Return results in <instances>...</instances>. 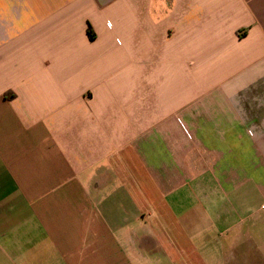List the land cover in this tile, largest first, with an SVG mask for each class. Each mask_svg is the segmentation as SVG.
<instances>
[{
    "label": "crops",
    "instance_id": "crops-1",
    "mask_svg": "<svg viewBox=\"0 0 264 264\" xmlns=\"http://www.w3.org/2000/svg\"><path fill=\"white\" fill-rule=\"evenodd\" d=\"M0 264H264V0H0Z\"/></svg>",
    "mask_w": 264,
    "mask_h": 264
},
{
    "label": "trees",
    "instance_id": "trees-1",
    "mask_svg": "<svg viewBox=\"0 0 264 264\" xmlns=\"http://www.w3.org/2000/svg\"><path fill=\"white\" fill-rule=\"evenodd\" d=\"M88 34H89V37H90V38H93V37H92V31H91V28H90V27L88 28Z\"/></svg>",
    "mask_w": 264,
    "mask_h": 264
}]
</instances>
